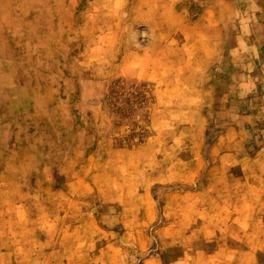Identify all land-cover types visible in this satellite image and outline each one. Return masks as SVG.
Instances as JSON below:
<instances>
[{"label":"rangeland","instance_id":"1","mask_svg":"<svg viewBox=\"0 0 264 264\" xmlns=\"http://www.w3.org/2000/svg\"><path fill=\"white\" fill-rule=\"evenodd\" d=\"M136 1L0 0V264H264V0Z\"/></svg>","mask_w":264,"mask_h":264},{"label":"bare ground","instance_id":"2","mask_svg":"<svg viewBox=\"0 0 264 264\" xmlns=\"http://www.w3.org/2000/svg\"><path fill=\"white\" fill-rule=\"evenodd\" d=\"M100 3L97 4L99 8V12L103 13V15H118L121 13L127 12L125 9H123L124 7H121V9H115L111 3L108 2V0H99ZM129 0H127L128 2ZM134 1V0H133ZM148 1V0H147ZM157 1V0H156ZM137 2V3H136ZM136 6H133L131 9H129V11L134 10L136 12V10H138L139 8H141L140 6L143 4V0H138L136 1ZM113 3V2H112ZM96 4V3H95ZM153 4V3H152ZM158 6V5H157ZM154 7V6H153ZM80 8V7H79ZM97 9V8H96ZM100 9H104V10H100ZM78 12V11H77ZM85 12V11H84ZM98 12V13H99ZM95 13V12H94ZM78 14V13H77ZM135 14V13H134ZM138 15V14H137ZM100 16V15H99ZM108 17V16H107ZM142 18V17H141ZM53 30V29H52Z\"/></svg>","mask_w":264,"mask_h":264}]
</instances>
